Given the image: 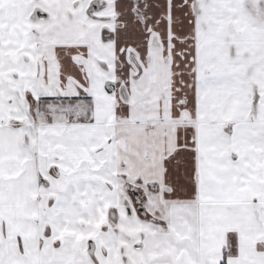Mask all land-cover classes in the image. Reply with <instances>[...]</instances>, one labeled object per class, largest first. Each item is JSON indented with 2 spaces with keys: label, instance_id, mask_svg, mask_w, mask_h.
<instances>
[{
  "label": "snow or ice",
  "instance_id": "1",
  "mask_svg": "<svg viewBox=\"0 0 264 264\" xmlns=\"http://www.w3.org/2000/svg\"><path fill=\"white\" fill-rule=\"evenodd\" d=\"M0 264H264V0H0Z\"/></svg>",
  "mask_w": 264,
  "mask_h": 264
}]
</instances>
